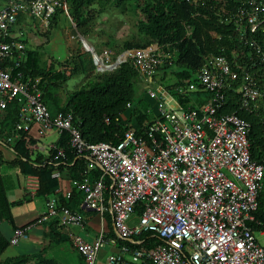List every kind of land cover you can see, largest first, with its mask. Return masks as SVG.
I'll return each instance as SVG.
<instances>
[{
    "label": "built area",
    "instance_id": "1",
    "mask_svg": "<svg viewBox=\"0 0 264 264\" xmlns=\"http://www.w3.org/2000/svg\"><path fill=\"white\" fill-rule=\"evenodd\" d=\"M57 7L66 13L59 0H4L0 8V111L17 101L18 121L8 140L30 131L33 125L38 126L39 134L66 132L73 152L100 168L99 177L82 175L71 181L72 188L83 195L86 208L110 213L119 239L138 245H122L119 254L108 257L107 264H264V246L258 244L248 225L258 208L264 167L250 158L249 123L236 113L217 114L225 93L238 79V69L242 70L235 56L230 60L224 55L206 58L195 82H184L172 91L158 85V114L142 134L128 127L117 143L90 144L73 125L71 113L51 116L42 100L40 78L18 70L26 59L27 47L14 38L17 17L26 12L44 32ZM246 13L253 32L264 23V0L254 3ZM120 57L129 58L149 81L156 67L164 64L156 49L125 50L116 59ZM107 59L108 52L103 50L94 64L102 66L104 60L107 65ZM259 61L264 62L262 52ZM115 62L107 65L109 70ZM243 74L238 91L241 107L248 109L264 99V84L258 88L248 72ZM195 92L202 95L192 96L187 106L176 97ZM48 148L56 152L54 161L63 156L54 142ZM37 149L43 151L44 146ZM28 188L33 195L38 184L30 181ZM65 197L69 199L71 192ZM137 205L141 209L138 215ZM132 215L135 223H131ZM50 218L61 226L83 225V217L60 205L54 196L46 199L35 223ZM258 225L263 234L264 226ZM29 229L28 225L15 228L9 245L25 239ZM144 233L149 234L147 240H133ZM71 241L83 264H94L98 250L107 242L102 231L91 242L78 235ZM126 254L130 262L123 259Z\"/></svg>",
    "mask_w": 264,
    "mask_h": 264
},
{
    "label": "trees",
    "instance_id": "2",
    "mask_svg": "<svg viewBox=\"0 0 264 264\" xmlns=\"http://www.w3.org/2000/svg\"><path fill=\"white\" fill-rule=\"evenodd\" d=\"M259 1L261 0H59L60 4L64 3L67 7L71 21L65 16L62 7H57L43 36L45 40L49 39V30L51 26L56 25L61 14L66 17L67 22L74 24L80 35L91 39L92 25L106 5L114 4L123 7V10L135 12L141 17L137 23L138 33L134 40L124 41L115 53L132 49H156L163 57L164 64L156 67L151 79L153 81V77L161 73L159 81L161 84L164 82V88L170 91L184 82H195L196 72L206 58L224 55L230 60L234 55L236 64L242 70L238 69V79L225 93L224 103L217 114L236 113L249 123L247 140L250 158L264 167V99L259 100L254 107L251 105L252 108H242L238 91L243 72L251 75L258 88L264 84V62L259 61L260 52L264 53V23L251 32L246 21V12ZM94 4L99 8H95ZM104 45L113 46L111 42ZM42 46L44 44L33 50L27 49L26 59L18 70L30 77L40 78L39 87L47 109L50 111L48 104L54 105L55 102V112L71 113L73 125L79 129L81 137L87 143H117L128 127L134 128L136 134H142L145 125L153 120L147 108L143 106L144 100L135 98L134 84L142 76L129 58L114 59L116 55L112 53V60L116 61L114 67L96 72L91 54L78 43L76 51L64 61H50L47 66H40L39 51ZM102 62L105 65V61ZM55 65L60 69L56 70ZM171 68H174V71H171ZM77 74L87 76L88 81L74 90H65L63 86L66 81ZM168 74H172L173 78H169ZM62 87L64 103L58 104L57 93ZM201 95L195 92L176 97L182 105L187 106L193 97ZM17 121V101H11L0 116V129L12 134ZM26 136L27 132H21L19 138L14 141V150L18 153L19 160L14 161L13 166L22 175L38 177V195L55 193L58 180L52 176L54 168L68 165L77 156L68 144L67 133H61L55 142L56 146L63 150V156L55 161V151L46 149L45 154H38L31 147L35 141L28 140ZM73 165L69 171L70 179H81L84 168L77 161ZM94 177L97 178L98 174ZM79 194L81 193L78 192ZM80 199H83V195ZM257 202L258 208L252 213L254 220L248 222L253 231L260 229L258 223L264 226V178ZM59 204L64 205V202L59 200ZM140 212L141 209L137 205L136 215ZM2 219L12 221L10 204L0 177V220ZM148 235L144 233L133 240L145 241ZM121 242L131 248L138 246L129 241ZM8 245V240L0 235V254ZM26 260V257H14L0 261V264H23ZM50 263V260H40L37 264Z\"/></svg>",
    "mask_w": 264,
    "mask_h": 264
},
{
    "label": "crops",
    "instance_id": "3",
    "mask_svg": "<svg viewBox=\"0 0 264 264\" xmlns=\"http://www.w3.org/2000/svg\"><path fill=\"white\" fill-rule=\"evenodd\" d=\"M3 3L4 0H1L0 8L3 6ZM67 19L69 20V18ZM64 22L65 23L63 25L68 31L67 33L64 31L65 28L62 29L64 39L65 37H68L70 33L69 39L71 38L73 41L70 43L65 40L66 53L63 57H59L54 54L53 57L45 56L46 60L42 62L43 66L44 64L47 66L50 61H63V59H66L70 54L76 51L78 43L81 44L80 36L82 35L77 32L74 24L72 22L69 23L66 20ZM58 23L59 20L55 26H57ZM13 30L14 38L23 42L28 50L36 49L38 48L37 46L41 44L51 48V40H45L43 36V33L46 30L42 33L39 23L26 12L20 15V18L13 26ZM36 34L39 35L41 40L36 37ZM25 38H28L32 42V48L27 45L28 41L25 40ZM54 39L55 38H53L52 41H54ZM84 39L87 43H90H88L89 46H92L96 52L95 46L98 44L93 42L92 36L90 39L91 41H89V38L86 39L84 37ZM102 46L103 43H101V47ZM103 50L105 49L102 47L101 51L103 52ZM102 52L100 54L96 52L98 55L97 59L101 58ZM107 52L112 58V52L108 50ZM56 67V70L60 69L58 65H55V68ZM101 67H103V65ZM96 71L103 72V70H100L97 67ZM60 90L61 92L58 90L57 93L59 101L58 104H63V89L60 88ZM48 105L51 109L49 112L51 116H53L56 113L54 109L57 105L55 102L54 105L51 103ZM2 114L3 111H0V116H2ZM38 131V126L33 125L30 131L27 132L26 137H28V140L32 139L35 141V144L31 145L32 149L36 150L38 154H45L46 149H49L48 145L53 142L55 143L60 134L53 131L39 134ZM10 136V133L0 129V177L2 178L3 186L5 188L7 201L10 204V213L12 217L11 222L3 219L0 220V235L8 240L12 236V232L15 228L28 225L30 226V229L28 230V234L25 239L20 240L16 245H8V247L0 254V261L14 257H26L27 260L23 264H37L40 260H50V264H83L82 257L72 245V236L78 235L85 241L91 242L101 231L103 232L107 242L98 250L94 264H107V259L110 255L119 254V247H121L122 242L114 232L110 213L103 212L102 214H99L94 210L86 208L83 205L82 199H80L82 194L78 195V191L73 190L71 185L72 179L69 177V171L74 167L73 164L76 161L84 168L85 171L83 172V175H87L90 179H96L94 177L96 174H98V177L101 175L100 168L94 163L86 160L84 157L76 156L68 165L64 164L61 167L56 166L54 168L52 176L58 180V188L55 193L40 196L37 194V188L35 194L32 195V193L28 190L29 182L35 181L39 184L38 177L30 174L22 175L20 172L18 173L17 168L13 166V162L19 160V155L14 150V141L19 137L10 138V140H8ZM39 145L44 146L43 151H39L37 149ZM33 158L34 157H32V159ZM69 191L72 196L69 199H66L65 194ZM49 196H54L58 203L59 200H62L64 202V206L80 214L83 217L82 227L61 226L55 218H50L49 220L41 223H35L37 218L44 211L45 201ZM134 217L135 215L131 216V223L136 222ZM123 259L126 262H130V257L127 254L123 255Z\"/></svg>",
    "mask_w": 264,
    "mask_h": 264
},
{
    "label": "rangeland",
    "instance_id": "4",
    "mask_svg": "<svg viewBox=\"0 0 264 264\" xmlns=\"http://www.w3.org/2000/svg\"><path fill=\"white\" fill-rule=\"evenodd\" d=\"M1 1V0H0ZM4 4V3H3ZM95 8H99L98 5L94 4L93 5ZM63 9V8H62ZM123 7L121 6H115L114 4H108L105 6L104 11L97 16L95 19V23L92 25V40L95 42V44H98L95 46V50L98 54H100L101 48L108 50L112 53H114L116 56L123 54L124 51H119L117 54L115 53L118 48H120L123 44L124 41H130L134 40L138 33V27L137 23L138 20L141 18L139 14L132 12L130 10H123ZM63 12L64 9H63ZM65 16L69 18L68 12H67V7H66V13ZM64 15L59 16V24L57 26H53L48 33V38L51 40V48L48 46H42L40 49V60L39 64L40 66L43 65V61L46 60L45 56L53 57L54 55H58L59 57H63L66 53V41L72 43V39L70 37V33L68 37L63 36L62 29L64 27V21L67 20ZM71 25V24H70ZM65 32L68 33L67 29H64ZM43 33V32H42ZM36 37L39 38V35L36 34ZM54 41H52V39ZM25 40L28 41L27 45H29L30 48H32V42L28 39L25 38ZM66 40V41H65ZM89 41H91L89 39ZM111 42L112 47L105 46L104 43ZM89 43V42H88ZM101 43H103V46L101 47ZM90 44V43H89ZM94 44V43H93ZM81 47H83L84 50L85 47L81 42ZM48 54V55H47ZM115 56V57H116ZM115 59V58H114ZM64 61V59H63ZM112 58L108 54V59H107V65H109L112 62ZM62 62V61H60ZM62 67V66H61ZM57 69V67H56ZM70 70V69H68ZM171 71H174V68H171ZM98 72V71H96ZM160 77L161 73H157L153 77V81H149L147 79H144L143 77H140L137 82L134 84L135 88V98H142L144 100L143 106L147 108L148 113L151 115V117H154L155 115L158 114V108H159V94L156 92V87L158 85H161L164 87V82L162 84L160 83ZM169 78H173L172 74H168ZM87 76L83 75H72L65 83L63 87L66 90H74L78 88V86H81L85 84L88 81ZM62 87V89H63ZM63 89V91H64ZM62 91V96L63 95ZM61 92V90H59ZM136 218L134 217V220ZM253 236L258 242L260 246H264V233L260 234L258 231L253 232Z\"/></svg>",
    "mask_w": 264,
    "mask_h": 264
},
{
    "label": "water",
    "instance_id": "5",
    "mask_svg": "<svg viewBox=\"0 0 264 264\" xmlns=\"http://www.w3.org/2000/svg\"><path fill=\"white\" fill-rule=\"evenodd\" d=\"M80 36V35H79ZM80 40L82 42V44L84 45L85 49L90 52L92 58H93V63L95 62V58H98V55L96 54V52L94 51L92 46H89V44L87 43V41L84 39L83 36H80ZM97 68H99L100 70H109L107 65H103V67H101L100 65H96ZM114 67V66H113Z\"/></svg>",
    "mask_w": 264,
    "mask_h": 264
}]
</instances>
